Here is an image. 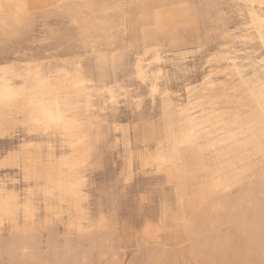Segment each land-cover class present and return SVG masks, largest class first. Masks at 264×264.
Instances as JSON below:
<instances>
[{"label": "rangeland", "instance_id": "374dc122", "mask_svg": "<svg viewBox=\"0 0 264 264\" xmlns=\"http://www.w3.org/2000/svg\"><path fill=\"white\" fill-rule=\"evenodd\" d=\"M105 1L41 6L20 25L0 21V75L22 93L36 73L50 80L81 64L99 125L78 199L55 185L44 199L8 160L30 139L11 110L14 121L0 134V202L16 200L13 213L0 210V261L260 264L264 36L252 20L264 18V0H188V19L166 14L170 23L147 54L140 31L157 24L143 19V9L155 10L161 0H141L132 25L110 29L107 41L96 36L105 27L94 26L89 11ZM128 2L115 0L119 14H128ZM187 101L200 116L195 130L183 112ZM139 155L149 157L147 166ZM27 198L35 215L25 222Z\"/></svg>", "mask_w": 264, "mask_h": 264}, {"label": "bare ground", "instance_id": "6f19581e", "mask_svg": "<svg viewBox=\"0 0 264 264\" xmlns=\"http://www.w3.org/2000/svg\"><path fill=\"white\" fill-rule=\"evenodd\" d=\"M70 1L86 2L87 0H0L3 4H11L13 7L0 10V21L2 24H7L12 21L15 25H20L27 20L33 9L38 7L55 6L61 8L62 5ZM141 0H129L127 3L128 14L125 16L121 7L115 6V0H106L104 3L97 2L89 8L91 19L94 26H104L105 33L101 36L105 41L108 40V31L119 24L129 21L132 25V12ZM188 0H161L159 7L155 10H149V7L143 9V19L150 18L157 24L149 32L140 31L141 48L144 54H147L155 35L162 34L165 27L170 22H164L162 18L172 13L179 16L184 21L188 19L190 13L188 8L183 6ZM107 3V4H105ZM114 4V6H113ZM111 10H116L115 14ZM148 14V15H147ZM118 15V16H117ZM121 16V19L119 18ZM146 17V18H144ZM120 19V20H119ZM129 19V20H128ZM257 28V31L264 36V18L252 20ZM176 22H171L175 24ZM100 26V27H101ZM81 36V41L85 43V39ZM95 36V37H96ZM137 65V72H138ZM84 67L74 65L64 76H54L47 80V77L36 73L32 84L27 88H23V92H19L17 88L9 83V79L0 75V89L9 90L20 97L19 103L10 108L0 106V134L7 131L8 124L13 120L14 113L20 114L25 119V115L29 120L47 121L48 116H45L44 109L52 113L53 117L62 116L64 122L59 126L51 124L48 128L41 125H36L33 130H26L30 135V139L22 143L20 149L16 153L8 156L10 164H15L20 167V170L26 177L33 178L37 186L42 190L44 199H49L53 195L54 188L61 194H67L72 200H77L80 196V185L82 183V167L85 164L87 155L92 144L99 138V125L94 124V114L90 111V89L88 85L90 81L84 74ZM111 97V90L108 91ZM25 96V97H24ZM109 97V100H110ZM58 106V107H57ZM26 108V114L20 109ZM193 107L190 102H186V107L183 112L187 116L188 124L192 130H195L200 116L192 112ZM14 121V120H13ZM67 128V131L64 129ZM55 142V143H54ZM58 148V152H57ZM160 150H158L159 152ZM138 164L145 167L149 164V157L139 155ZM158 167H162L157 163ZM159 170V168H158ZM56 190V191H57ZM32 193V192H31ZM176 193V192H175ZM177 195V194H176ZM16 197L9 195L5 200L0 202V210L5 213H13L15 210L14 201ZM32 198H27L22 206V213L25 222L33 221L35 209ZM51 199V198H50ZM46 211L50 208L46 207ZM60 213L59 211H55ZM11 244V240L5 241Z\"/></svg>", "mask_w": 264, "mask_h": 264}, {"label": "snow or ice", "instance_id": "6c2138e0", "mask_svg": "<svg viewBox=\"0 0 264 264\" xmlns=\"http://www.w3.org/2000/svg\"><path fill=\"white\" fill-rule=\"evenodd\" d=\"M11 7H13L11 4L6 5V4H3L2 2H0V10H5V9L11 8ZM262 94H264V85H262ZM19 99H20V97L18 95L13 94L11 89H9L7 91L4 89H0V106L5 107L6 109L10 108L13 105L18 104ZM20 111L24 112L26 114L27 110L25 108V109H20ZM44 114H45V116L49 117V119L47 121L29 120V119H27V117L25 115V119L23 121L24 129L25 130H33L36 125H41L44 128H48L51 124H56L57 126H59L61 123L64 122V118L62 116L53 117L52 113L50 111H48L47 108L44 109ZM17 126H19V123ZM261 126L264 127V107H262V110H261ZM64 130L67 131V128H65ZM261 211H262V214H264V204H262ZM262 250H264V236H262ZM0 264H4V262L0 261ZM133 264H136V262L134 261ZM198 264H199V262H198ZM203 264H213V262L212 261H204ZM215 264H220V262H215ZM223 264H238V262L225 261V262H223ZM260 264H264V258L261 259Z\"/></svg>", "mask_w": 264, "mask_h": 264}]
</instances>
